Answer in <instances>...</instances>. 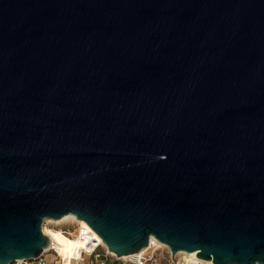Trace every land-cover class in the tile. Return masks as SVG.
<instances>
[{
  "label": "water",
  "instance_id": "1",
  "mask_svg": "<svg viewBox=\"0 0 264 264\" xmlns=\"http://www.w3.org/2000/svg\"><path fill=\"white\" fill-rule=\"evenodd\" d=\"M69 215L264 264V0H0V264Z\"/></svg>",
  "mask_w": 264,
  "mask_h": 264
},
{
  "label": "built area",
  "instance_id": "2",
  "mask_svg": "<svg viewBox=\"0 0 264 264\" xmlns=\"http://www.w3.org/2000/svg\"><path fill=\"white\" fill-rule=\"evenodd\" d=\"M82 222H75L74 232H70L68 228H63L62 224L51 223L50 220H46L43 224V230L47 226L61 229L74 242L82 244V247L74 249L68 258L61 255L55 245V241L50 239L49 247L38 258L15 260L10 264H157L155 252L160 247L157 248V245L152 240H150L147 251L119 258L108 250L101 237L86 222H84L85 224H82ZM47 253L53 254L55 258L52 261L47 260ZM186 264H207V262L197 257Z\"/></svg>",
  "mask_w": 264,
  "mask_h": 264
},
{
  "label": "bare ground",
  "instance_id": "3",
  "mask_svg": "<svg viewBox=\"0 0 264 264\" xmlns=\"http://www.w3.org/2000/svg\"><path fill=\"white\" fill-rule=\"evenodd\" d=\"M66 221L77 222L76 217L73 215L66 216L61 220H56V221L50 220V222L57 223V224L64 223ZM82 224H85L84 221L82 222ZM46 235L49 236V238L51 240L55 241V245L57 246L61 255L65 258H68L72 254L74 249L82 247L81 246L82 244L74 242L67 235H65L61 229L49 228V233L46 232ZM151 240L153 241V243L155 242V244L157 245V248L162 247V246H166V245L162 244L161 242L157 241L155 238H151ZM148 249H149V246L144 248L143 250H141L139 253H143V252L147 251ZM180 254L186 255L184 258L183 264H186V263H188L192 260H195L197 258L196 254L193 252L192 253L180 252ZM206 262H207V264H213L212 260H208Z\"/></svg>",
  "mask_w": 264,
  "mask_h": 264
},
{
  "label": "rangeland",
  "instance_id": "4",
  "mask_svg": "<svg viewBox=\"0 0 264 264\" xmlns=\"http://www.w3.org/2000/svg\"><path fill=\"white\" fill-rule=\"evenodd\" d=\"M55 224H57V223H55ZM60 224L63 225V228H68V230L70 232H74L73 231L74 226H76V223L74 221H66V222L60 223ZM57 225H59V224H57ZM55 228H58V227H55ZM46 232L49 233V227L48 226L44 229L45 234H46ZM185 256L186 255H181L180 253H178L176 255L175 259H173L170 249L166 246L160 247V249H158L155 252V259L157 260V264H183ZM54 258L55 257L53 254L47 253V255H46L47 260L52 261Z\"/></svg>",
  "mask_w": 264,
  "mask_h": 264
}]
</instances>
